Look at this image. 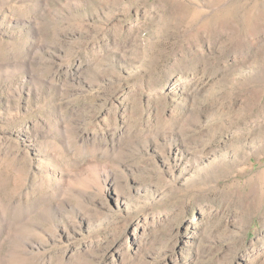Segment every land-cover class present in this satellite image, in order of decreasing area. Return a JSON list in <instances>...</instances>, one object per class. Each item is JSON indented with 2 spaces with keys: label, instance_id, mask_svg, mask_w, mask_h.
Masks as SVG:
<instances>
[{
  "label": "rangeland",
  "instance_id": "obj_1",
  "mask_svg": "<svg viewBox=\"0 0 264 264\" xmlns=\"http://www.w3.org/2000/svg\"><path fill=\"white\" fill-rule=\"evenodd\" d=\"M0 264H264V0H0Z\"/></svg>",
  "mask_w": 264,
  "mask_h": 264
}]
</instances>
